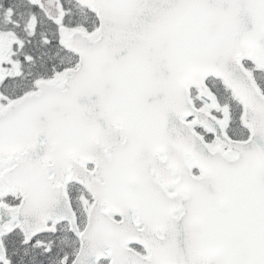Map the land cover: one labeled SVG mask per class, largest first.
<instances>
[{
	"label": "snow or ice",
	"instance_id": "1",
	"mask_svg": "<svg viewBox=\"0 0 264 264\" xmlns=\"http://www.w3.org/2000/svg\"><path fill=\"white\" fill-rule=\"evenodd\" d=\"M0 264H264V0H0Z\"/></svg>",
	"mask_w": 264,
	"mask_h": 264
}]
</instances>
